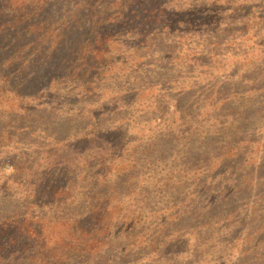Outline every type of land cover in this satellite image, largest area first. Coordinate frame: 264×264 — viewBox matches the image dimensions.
<instances>
[{
	"label": "rangeland",
	"instance_id": "obj_1",
	"mask_svg": "<svg viewBox=\"0 0 264 264\" xmlns=\"http://www.w3.org/2000/svg\"><path fill=\"white\" fill-rule=\"evenodd\" d=\"M195 1L197 14L183 20ZM261 1L183 0L172 10L178 26L156 29L137 49L134 39L118 42L92 92L62 85L48 108L30 111L0 100V221L28 207L26 172L65 175L59 184L73 173L82 219L96 187L114 206L109 264H195L182 251L198 245L197 210L193 219L214 231L196 260L243 264L244 238L264 233ZM10 167L21 168L10 176ZM65 206L50 214L73 217Z\"/></svg>",
	"mask_w": 264,
	"mask_h": 264
},
{
	"label": "trees",
	"instance_id": "obj_2",
	"mask_svg": "<svg viewBox=\"0 0 264 264\" xmlns=\"http://www.w3.org/2000/svg\"><path fill=\"white\" fill-rule=\"evenodd\" d=\"M183 3V0H0L1 102L30 111L31 107L48 108L62 85L80 93L92 92L111 55L120 52L118 42L134 39L137 49L155 37L156 29L178 26L182 15L172 10H179ZM199 6L197 1L190 3L182 19H192ZM258 8L263 10L262 1ZM263 153L264 145L260 151ZM61 160L69 163L68 159ZM20 168L10 167V176L17 175ZM257 170L254 167L252 172ZM69 175L66 183L59 184L66 179L65 175L45 179L46 174L25 173L30 191L23 195V202L28 207L21 219L13 214L0 221V264H109L111 239L118 237L111 227L114 206H110L109 199H97L96 187L86 197L95 200L89 217L82 219L79 216L82 202L77 198L83 195L73 193L69 183L76 174ZM250 184L255 188L253 180ZM62 205H68L64 210L67 213L71 210L74 216L50 214ZM194 215L199 217V211L191 217L196 221L193 230L201 229L193 237L198 245L193 251L182 252L187 255L186 263L200 264L195 258L202 252L199 246H205L208 239L212 241L208 233L214 228H210L206 219L200 222L193 219ZM131 227L123 228L124 239H130ZM191 244L192 240H187L186 245L192 247ZM243 245V264H264V233L259 239L246 236ZM128 246L123 245V251ZM106 253L107 258L102 260ZM166 256L161 254L160 259Z\"/></svg>",
	"mask_w": 264,
	"mask_h": 264
}]
</instances>
